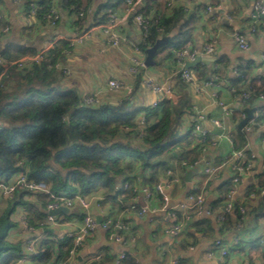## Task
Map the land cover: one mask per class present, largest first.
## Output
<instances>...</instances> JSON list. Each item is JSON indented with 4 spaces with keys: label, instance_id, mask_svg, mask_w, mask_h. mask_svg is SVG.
<instances>
[{
    "label": "crops",
    "instance_id": "obj_1",
    "mask_svg": "<svg viewBox=\"0 0 264 264\" xmlns=\"http://www.w3.org/2000/svg\"><path fill=\"white\" fill-rule=\"evenodd\" d=\"M105 1L93 0L90 5L93 12ZM258 1L264 6V0H176L174 2L173 6L184 5L187 10L204 5V8L200 9L201 18L194 32V46L188 48H201L207 43L213 44L215 48L213 54L202 55L205 61L190 68L196 79L191 85L183 81L181 76L183 66L177 63L173 56L162 64L139 69L135 75L129 71L132 57L146 58V52L143 49L140 53L134 51L132 42L139 45L142 32L131 20L121 28L131 43L122 42L118 46H112L102 34L92 35L81 42H70V48L65 51L63 60L56 64V72L61 75L58 81L60 89H72L81 99L96 95L101 99V104H117L123 98H130V103L139 109V122L142 114L146 116L147 109L151 111L155 100L159 103L165 100L160 94H154L149 90L143 84V80L151 78L161 83L168 82L172 85L175 97L173 100H177L176 93L180 90L186 91L192 98V109L184 116L182 131L185 133L192 129L193 122L204 114L205 120L202 122V127L207 131L209 138L206 150H201L199 159L193 166H183L181 161L184 159L174 154L166 158V163L159 167L157 173V181L166 184L165 190L171 194L172 204L182 201L194 185L205 187L207 192L206 210L202 215H192L185 221L178 242L174 243L167 231L168 221L161 201H157L149 212H141L145 201L143 186L154 191L155 186L151 188L145 185L143 177L138 175V172H133L129 174L136 177L133 198L124 200L121 195H117L115 199L102 195L101 190H96L89 195L92 199L91 210L96 218L101 216L103 221L110 217L113 220L124 221L130 226L126 234L127 243L119 244L108 240L106 231L98 226L97 231L78 249L77 262L94 258L96 253L105 251L104 246H108L114 256L123 248H128L138 264H170V259H177L179 264H264V260L258 256L250 258L249 253L252 246H260L264 250V219L257 221L247 214L243 223L237 224L234 219L233 224L224 225L218 220L220 210L212 211L208 208L209 203L219 196L218 185L223 181L230 183L235 172L233 163L229 162L214 177L209 178L208 182L204 173L207 165H215L224 159L229 160L234 151L248 147L251 153L257 155L255 166L253 171L245 174L236 186L235 198L244 200L248 211L250 206H257L259 199L264 195L261 192L254 197L251 194L248 195L249 189L258 184L259 174L264 173V143L262 142L264 126L256 124L253 129L247 130L248 122L242 130L238 128L240 121L247 116L246 107L256 108L255 120L264 118V99L260 96L264 93L253 98L251 104L244 102L241 97L247 88L252 89L250 79H244L242 68L250 73L249 78H264V17L252 19V13ZM60 9L61 19L56 26H52L40 14L31 15L28 0H0L2 46L16 45L29 49L30 52L22 56L24 57L38 54L49 46L52 48L62 37L73 38L78 26L76 14L62 6ZM85 20L81 23L83 29L90 26V21L86 23ZM253 25L255 30L252 29ZM133 26L137 28V31ZM234 32L243 33L250 44L248 50L240 49L233 38ZM215 70H218V73ZM204 72H206L205 78L197 77L198 73ZM178 75L180 78L177 77ZM216 77L222 79L219 95L224 106L211 99L210 88L203 90V84ZM113 78L122 80L125 86L132 89L131 92L111 88L109 80ZM239 78L242 82L239 81L238 84ZM183 82L186 87H183ZM9 85L17 87L19 83L11 80ZM214 118L220 120L224 128L212 124L211 119ZM155 119L156 115H151L150 120ZM238 131H244L248 141L243 147L235 149L234 137L237 136ZM195 139L193 148H201L203 146L201 138ZM171 170L176 177L180 178V181L172 186L168 185L172 178L169 174ZM189 171H192V175L191 180L187 181L186 175ZM211 180L214 182L208 185ZM231 189L232 184L228 193ZM5 198L6 203L0 204L2 207L0 214L9 204V198L0 189V201H5ZM24 201H31L40 206L35 196H26ZM27 208L30 206L24 204L16 207L12 214L14 224L8 234L10 241H21L23 247L25 233L19 216L27 211ZM31 217L35 223L39 221L33 213L30 214V219ZM60 218L61 224L52 227L56 237L74 232L78 228L83 219L82 210L76 204L70 208L69 213L61 215ZM38 235L43 239L49 234L40 232ZM219 238L223 239L228 250L225 257L220 254V248L216 246V240ZM211 252H214V255H210ZM25 264H32V261ZM51 264H65V262L54 259Z\"/></svg>",
    "mask_w": 264,
    "mask_h": 264
},
{
    "label": "trees",
    "instance_id": "obj_2",
    "mask_svg": "<svg viewBox=\"0 0 264 264\" xmlns=\"http://www.w3.org/2000/svg\"><path fill=\"white\" fill-rule=\"evenodd\" d=\"M92 1L62 0L60 4L76 14L80 7H88ZM169 1L145 0L141 6V11L153 18L149 34L145 41L139 43L145 52L160 37L171 35L170 40L155 53V64L164 63L176 50L194 46L195 28L201 18L200 9L204 8V5H199L187 10L184 5L169 6ZM127 6V0H106L85 22L90 21L89 27L108 23L114 12L123 11ZM39 7L47 9L48 0H39ZM69 48L68 40H59L48 49L40 63L24 68L12 66L2 77L0 183H10L23 170L28 178L46 182L53 194L90 195L101 190L104 196L116 199L117 195H121L127 200L135 196L136 177L129 174L138 172L143 177V183L153 188L158 182L159 167L166 163V158L177 154L189 164L198 161L201 148H193L196 137L192 129L185 133L182 131L184 116L192 109V98L186 91H178L177 100L165 99L156 107H151V111L147 109L144 133L139 135L136 129L139 109L130 103V98H123L117 104L86 105L76 91L60 89L58 81L61 75L56 72V64L63 60ZM29 52L22 46L3 47L0 41V56L5 61L18 60ZM2 68L0 66V74ZM246 70L242 68L244 79H250L252 89L247 103L251 104L253 98L264 93V78H249L250 73ZM215 72L218 73V70ZM205 76L206 72L197 74L200 79ZM177 77L180 78V75ZM11 80L18 81L19 85L12 87L9 85ZM237 81L239 84L242 79ZM185 85L183 82V87ZM151 115H156L154 121L150 120ZM234 138L235 149L243 147L248 141L244 131H238ZM258 180V184L249 189L248 195L264 190V173L259 174ZM125 182H128V187L123 189ZM230 184L231 180L218 185L219 196L209 203L210 210L221 211ZM26 196H35L40 206L24 201ZM50 201V194L27 189H18L9 199L8 207L0 214V264H25L21 262L24 257L22 242L8 239L16 207L19 204L30 206L28 214L33 213L37 220H41ZM239 203L236 201L232 213L225 214L224 225L233 224L234 219L239 224ZM247 214L257 221L264 219V195L257 206H250ZM44 233L49 235L41 240L37 254L31 256L32 264H51L54 259L71 264L69 252L74 245L73 238L66 236L60 239L54 236V231ZM103 249L105 258L90 259L88 264H114L116 255L111 254L108 246ZM249 253L250 258L258 256L264 260V250L260 246H252ZM122 264L138 262L128 252Z\"/></svg>",
    "mask_w": 264,
    "mask_h": 264
},
{
    "label": "built area",
    "instance_id": "obj_3",
    "mask_svg": "<svg viewBox=\"0 0 264 264\" xmlns=\"http://www.w3.org/2000/svg\"><path fill=\"white\" fill-rule=\"evenodd\" d=\"M30 2L31 7V15L36 16L40 14L41 17L46 20L50 25L56 26L61 19V4L60 0H48V8L42 9L39 7V0H28ZM145 0H127L128 6L122 12H114L111 16V19L108 23L94 25L88 27L87 29H83L81 27V23L92 14L93 9L91 6L80 7L76 12V17L78 21V26L76 27V35L71 37H62L61 40H68L71 43L81 42L88 37H91L95 34H102L105 36L107 42L112 46H118L122 42L131 43L125 32L121 30V28L128 21L134 22L142 32V41H145L146 36L149 34L150 25L152 23L153 18L151 16H147L141 11V6ZM176 0H170L168 2L169 6H173ZM264 16V6L258 1L256 3L255 9L252 13V19L257 20ZM255 30V25L252 27ZM233 38L238 43L241 50H248L250 48V44L246 37L242 32H234ZM134 51L136 53H140L142 48L138 44H134ZM50 48L47 47L42 50L40 53L35 55L24 56L18 60H14L11 62L5 61L4 58L0 56V66H2V71L0 74V81L2 77L6 74V72L12 66H17L18 68H24L25 66L32 65L34 63H40V61L44 58V55ZM215 51L214 45L211 43H207L201 48H185L181 50L174 51L173 59L182 64L183 68L181 71V76L183 81L186 84H194L196 81L195 75L192 73L190 68L186 67L187 61H194L197 56L203 54H213ZM131 66L129 67V71L132 74H137L139 69L146 67L144 57L136 56L131 58ZM143 84L151 90L154 94H160L165 99L172 100L174 99V93L172 89V85L168 82H158L151 78H145L143 80ZM109 86L111 88L116 89H124L128 92H131V88L125 86V83L122 80L117 78H113L109 80ZM211 89L210 96L211 99L224 106L221 98H220V90L222 89V79L219 77L211 78L203 84V90ZM250 89L247 88L241 95L242 100L247 102L250 98ZM261 99H264V95H260ZM82 102L86 105H98L101 104V99H99L96 95L85 96L82 99ZM159 104V101L155 100L152 104L153 107H156ZM255 112L254 117L249 120V123L246 125L247 130H251L254 128L256 124L263 127L264 126V118H257L255 120ZM147 120V116L143 114L140 116L138 125L136 127L139 135L144 133V126ZM205 120V115L201 114L197 120L193 122L192 125V133L201 138L203 142V146L201 150H206V145L208 144V136L207 131L202 127V122ZM212 124L224 128V124L214 118L211 119ZM251 124V125H249ZM128 128H126V131ZM262 142L264 143V132L262 137ZM256 154L251 153L248 147L242 148L240 150H236L233 153V156L229 160H222L221 162L215 165H207L204 168V173L207 177L206 181L208 182L209 178L214 177L220 170L223 169L229 162H232L234 165L235 172L231 177L232 189L229 191L228 195L224 197V203L222 209L218 215V220L223 223L224 216L226 213H232L234 209V205L236 201H239V213L241 214V219H238V223H242L247 216V206L244 203V200H237L235 198L236 186L240 183L243 176L247 173L253 171L255 162H256ZM183 166H193L194 164H189L185 160H182ZM169 174L172 175V178L168 182V185H173L180 181V178L176 177L174 173L169 171ZM205 181V183H206ZM165 183L157 182L155 184V191L149 189L146 186H143V194L144 204L141 207L142 213L149 212L152 207L155 205L157 201L162 202V208L166 211V220L168 221V233L171 239L175 242H178L179 237L181 236L184 223L188 218H191L192 215H202V213L206 210L207 206V192L205 187L200 185H194L191 190L187 193L186 197L179 201L176 204L171 203V194L166 192ZM128 187V182H125L123 189ZM0 189L4 191L5 195L8 198H12L18 189H27L34 192H45L50 194L52 197V201H50L46 205V216L38 221L36 224H33L30 220V216L27 212L22 213L19 216L21 225L24 230V257L21 259V262H30L31 256L37 254L38 246L42 240V238L38 235V233L42 232L44 228L58 226L61 224V218L58 215H52L49 212L51 210L58 209L59 207H68L71 208L74 205L78 204L82 210L83 219L81 224L74 232L60 234V239H65L66 236H71L74 241V245L69 252V262L71 264H88L90 259L77 262V253L78 249L86 242L88 239L97 231L98 226H101L106 231V236L108 240L125 244L128 239L126 238V234L130 230V226L121 220H113L108 217L104 219L101 224H98L97 218L91 210L92 199L89 196L82 195L80 193L76 194H53L50 190L49 185L44 181H38L35 179H30L26 176L23 170L19 171L15 179L12 183H0ZM261 194H264V190L261 191ZM251 196L254 197L255 193H251ZM216 246L220 248V254L225 257L228 253L227 248L225 247L223 239L219 238L216 240ZM127 251L119 252L114 260V264H122V260L125 258ZM210 255H214V252H211ZM105 258L104 252L96 253L94 260H103ZM170 264H179L177 259H170Z\"/></svg>",
    "mask_w": 264,
    "mask_h": 264
},
{
    "label": "water",
    "instance_id": "obj_4",
    "mask_svg": "<svg viewBox=\"0 0 264 264\" xmlns=\"http://www.w3.org/2000/svg\"><path fill=\"white\" fill-rule=\"evenodd\" d=\"M262 17H264V16H262ZM170 38H171V35L162 36L155 42L154 45H152V46H150V47H148L146 49L145 64H146L147 67L155 65V60H154L155 53L160 48V46L165 44L166 42H168L170 40ZM202 61H205V57L202 56V55H199V56L196 57V59L194 61H187L186 62V67L193 68L198 63H200ZM245 111L247 113V116L240 121V123L238 125V128L240 130H242L244 128V126L249 122V120H251L254 117V112L256 111V108L255 107H246ZM191 175H192V171H189L187 173V175H186V180L187 181L191 180ZM69 212H70V208H68V207H59L58 209L51 210L49 213L52 214V215H58L59 213H69ZM101 221H102V217L98 216L97 222L100 224ZM46 230L54 231V229L51 228V227H49ZM121 251L131 252L128 248L127 249L123 248V250H121Z\"/></svg>",
    "mask_w": 264,
    "mask_h": 264
},
{
    "label": "clouds",
    "instance_id": "obj_5",
    "mask_svg": "<svg viewBox=\"0 0 264 264\" xmlns=\"http://www.w3.org/2000/svg\"><path fill=\"white\" fill-rule=\"evenodd\" d=\"M61 2V1H60ZM16 176V175H15ZM15 176H14V178H13V180L10 182V183H12L13 181H14V179H15ZM10 183H8V184H10ZM70 194V193H69ZM85 196H89V195H85ZM14 197V196H13ZM12 197V198H13ZM9 199H11V198H9ZM27 212V211H26ZM45 212H46V210H45ZM28 213V212H27ZM63 214H65V213H59L58 214V216H59V218H60V216L61 215H63ZM29 216H30V214H29ZM46 216V215H45ZM31 220V219H30ZM42 220V219H41ZM40 221V220H39ZM38 222V221H37ZM102 222V221H101ZM33 224H36V223H33ZM99 224V223H98ZM101 224V223H100ZM49 227H47V228H44V230L42 231V232H45V231H47L46 229H48ZM52 228V227H51ZM54 229V228H53ZM58 238H59V235H58Z\"/></svg>",
    "mask_w": 264,
    "mask_h": 264
},
{
    "label": "rangeland",
    "instance_id": "obj_6",
    "mask_svg": "<svg viewBox=\"0 0 264 264\" xmlns=\"http://www.w3.org/2000/svg\"><path fill=\"white\" fill-rule=\"evenodd\" d=\"M134 27V29H135V31H137V28L135 27V26H133ZM6 203V198H5V201L3 200V202L2 201H0V204H5ZM0 209H2V207H0ZM24 212H26V211H24ZM23 212V213H24Z\"/></svg>",
    "mask_w": 264,
    "mask_h": 264
}]
</instances>
